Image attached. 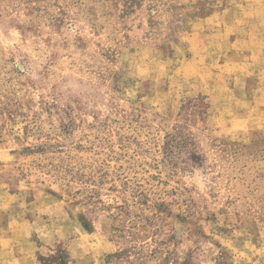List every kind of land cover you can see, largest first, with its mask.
<instances>
[{"label":"rangeland","instance_id":"374dc122","mask_svg":"<svg viewBox=\"0 0 264 264\" xmlns=\"http://www.w3.org/2000/svg\"><path fill=\"white\" fill-rule=\"evenodd\" d=\"M228 4L0 0L14 256L27 242L36 264H264V41L251 57L221 16L200 23Z\"/></svg>","mask_w":264,"mask_h":264},{"label":"crops","instance_id":"0c3cea01","mask_svg":"<svg viewBox=\"0 0 264 264\" xmlns=\"http://www.w3.org/2000/svg\"><path fill=\"white\" fill-rule=\"evenodd\" d=\"M229 4L226 8H220L210 16L200 20L204 26L212 23L217 16H221L220 28L228 31L236 29L238 31L235 38H232V45L240 42L241 38H247L251 41V46L254 50L251 52V57L262 56V50L258 52L255 48L261 47L257 45L259 40L264 41V0H228ZM238 25V26H236ZM245 26L244 28H240ZM205 29V28H204ZM206 30V29H205ZM222 31V30H220ZM239 31H247L248 36H240ZM235 34V33H233ZM231 37H228V39ZM264 48V44L262 46ZM9 239L0 240V264H22L24 259L28 260L30 264L35 263V251L31 248V244L25 242L28 246L24 248L25 253L22 257L14 256L13 248ZM26 262V261H25Z\"/></svg>","mask_w":264,"mask_h":264},{"label":"trees","instance_id":"16d2710c","mask_svg":"<svg viewBox=\"0 0 264 264\" xmlns=\"http://www.w3.org/2000/svg\"><path fill=\"white\" fill-rule=\"evenodd\" d=\"M86 228H89V226L86 224ZM43 264H72L70 257L67 254L59 253V255H56L55 257H51V259H41Z\"/></svg>","mask_w":264,"mask_h":264}]
</instances>
